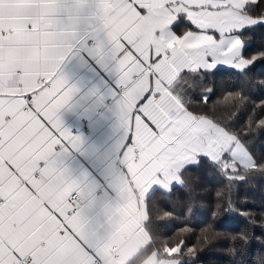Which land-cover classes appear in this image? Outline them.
Masks as SVG:
<instances>
[{"label": "crops", "instance_id": "0c3cea01", "mask_svg": "<svg viewBox=\"0 0 264 264\" xmlns=\"http://www.w3.org/2000/svg\"><path fill=\"white\" fill-rule=\"evenodd\" d=\"M138 2L147 7L146 14L125 0H0V30L4 33L0 35V124H4L0 135L5 140L11 138L0 149V264H24L27 257L33 264H130L151 241L145 225L149 220L147 200L154 191L167 192L180 185L182 171L196 166L198 154H207L214 162L225 154L233 159L243 155L234 135L209 118L194 116L172 91L181 74L212 71L215 62L208 65L197 50L214 43V37L198 34L184 22L171 31L172 39L165 44L162 32L171 20L159 11L161 0ZM189 15L205 16L195 22L225 31L234 24L255 27V19L245 14L242 18L229 17L213 10ZM86 37L95 43H82ZM121 37L132 46L131 51L124 50ZM231 40L217 62L230 60L234 52L240 56L241 43L245 45L240 33H234ZM150 46L157 51L162 47L174 51L171 57L149 67ZM88 49H99L108 57L107 81L102 75L78 69L81 52ZM121 51L123 55L116 60ZM178 53L188 57L189 63L178 59ZM193 59L198 63H191ZM250 62L243 56L237 60L241 66ZM117 67L127 71L120 75ZM150 73L154 77L159 74L152 86L161 95L157 99L150 96L141 106L145 115L154 122L166 117L165 107H161L164 103L184 112L183 122L188 118L203 121L202 137L194 147L185 151L167 147L173 129L153 139L156 134L147 123L139 116L133 121L136 102L149 90ZM61 77H66L70 86L79 83L85 88L79 99L87 108L59 112L72 136L83 138L88 154L85 159L71 148L57 150L54 144H45L47 137L37 135L43 125L32 109L23 110L27 104L24 94L35 93L34 108L39 112L63 86L58 83ZM119 85L130 86L125 89ZM85 112L90 113L91 123L81 119ZM5 115L12 118L5 122ZM209 128L213 136L207 135ZM129 131L132 142L125 147ZM135 149L140 151L138 157ZM5 159L15 172L3 164ZM38 170L42 179H27ZM75 192L85 203L71 216L68 199ZM180 263L176 258H159L152 253L139 264Z\"/></svg>", "mask_w": 264, "mask_h": 264}, {"label": "trees", "instance_id": "16d2710c", "mask_svg": "<svg viewBox=\"0 0 264 264\" xmlns=\"http://www.w3.org/2000/svg\"><path fill=\"white\" fill-rule=\"evenodd\" d=\"M260 11L257 8L254 14ZM240 36L245 45L253 44L243 57L253 61L264 56V39L258 28ZM262 90L264 75L259 72L197 71L179 76L172 91L188 111L227 129L254 163L242 166L225 154L218 162L208 159L199 167L183 170L182 183L170 191H154L147 200L149 220L145 225L151 241L130 264H139L152 253L176 258L180 264H233L238 256H233L232 249L241 252L256 229L264 230V151L258 140L264 131ZM205 97H210L207 104ZM225 215L234 219L220 225ZM249 258L252 264H264V252L259 248Z\"/></svg>", "mask_w": 264, "mask_h": 264}, {"label": "snow or ice", "instance_id": "6c2138e0", "mask_svg": "<svg viewBox=\"0 0 264 264\" xmlns=\"http://www.w3.org/2000/svg\"><path fill=\"white\" fill-rule=\"evenodd\" d=\"M125 2L126 4L131 5V8L136 9L141 14H146L148 11L147 7L138 2V0H125ZM161 3L162 8H160L159 11L163 14V18L171 20V23L167 25L166 30L162 32L165 44L172 39L170 34L171 31L174 30L179 24L186 22L189 28L194 29L198 34L206 36L212 35L214 37V43L204 46L201 50H197L198 52H202V59L208 65H212L215 62V66L212 68L214 73L224 74L235 72L236 75H240L241 71H248L259 72L260 75H264V56H261L260 58H257L243 66L237 64V60H239L248 49L253 47L252 43L247 45L241 43L240 56H236L234 52L230 60L225 58L223 61L217 62L218 57L222 56V54L227 51L228 47L233 42L231 40V36L234 33L251 31L253 28L252 24H243V26H236V24H234L225 31L220 27L202 26L201 24L195 22L197 19H204L205 16L192 17L189 15L191 12H200L206 14V12L215 10L217 12L227 14L229 17L236 15L238 18H242L246 13L249 17L255 19V27L259 29L261 38L264 39V18H258L264 17V7H262L264 6V0H243L242 4L236 3V0H203V2H200V0H196V2H193V0H161ZM257 8H260L261 11L258 14H254V10ZM173 16L175 19H172ZM157 31L160 32L161 30ZM3 34V31L0 30V35ZM120 42L124 44V50H132V46L128 44L127 41L123 39V37L120 38ZM82 43L89 45L91 44V40H88L86 37ZM115 43V41H112V44ZM173 51L174 50L168 49L166 47H162V50L157 51L154 46H150L148 49V66L150 67L158 61L165 59V57H171ZM113 52H115V49H113ZM121 55H123V51L116 54L115 59L118 60L119 56ZM133 55H136L135 51H133ZM81 56L82 59L77 65L81 72H90L94 76L102 75L105 77V81H107V77L110 74V65L107 62L108 57H105L102 51L99 49L96 51L88 49L86 51H82ZM177 58L183 59L185 63H189L188 57H184L182 53H178ZM137 59H141V57L137 55ZM141 63H144V61L141 60ZM191 63H198V59H193ZM225 64L228 66H225ZM115 71L122 75L124 71H127V68L125 67L120 69L117 67ZM184 71H187V69H184ZM158 76V73L155 75V77L150 73L149 90L145 92L144 95L141 96L136 102V106L132 111L133 121L135 120L136 116H139L145 123H147L152 131L156 134L153 139L168 133L169 129H173L168 137L169 143L167 147L178 148L180 151L188 150L190 147H194L202 137V125L204 124L203 121H197L194 118H188L187 122H183L181 121V117L184 116V112L168 108L164 103H162L161 107H165L167 116H162L160 120L154 122L152 119H149L147 115H145L141 107L145 105L150 96L153 97V99L160 97L161 93L155 92L152 86L154 79L158 78ZM55 79L56 77L54 76L53 80ZM58 83L63 86L60 87V90L57 91L50 100H48V102L43 106V108L40 109L39 112H37L32 105L31 97L35 93H25L24 97L27 100V104L23 110L27 111L28 108H31L35 113V116L43 125V127L39 129L37 135L43 133L44 136L47 137V139L44 141L45 144L52 143L55 145L57 150H61L62 148H71L72 150L78 151L81 154V159H85L87 158L88 154L84 149L83 138L80 136L73 137L69 129L63 125L61 119L59 118V112L64 108H70V110L79 108L81 111L87 108L85 101L79 99V97L83 95L85 88L81 87L79 83L77 85L70 86V83L66 77H61ZM50 84L51 81H49L48 84H45V87H48ZM128 86L130 85H119V87H124L125 89ZM38 91H42V89ZM209 99L210 97H205L204 103L207 104ZM54 101L55 104L53 103ZM49 105H52L51 109H49ZM45 109H49V111L44 115H41V113H44ZM11 118L12 117L10 115H5L3 120L7 122ZM81 119H88L89 123H91L92 117L90 116V113L85 112ZM178 121H180V123H178ZM213 123L216 122L213 121ZM173 125H175V128H173ZM3 128L4 124H0V130ZM45 129H47V131H45ZM224 131L226 132L227 129H224ZM49 133H51V135H49ZM207 135L213 136V130L211 128L208 129ZM131 136L132 133L129 131L128 138L125 140V147L132 142ZM10 139L11 138H9V140ZM9 140H5L4 137L0 135V149L4 148L9 143ZM258 140L261 142V150L264 151V131L260 132ZM56 141H59V143H56ZM61 155H63V153H61ZM58 159L60 158L58 157ZM207 161V154H198L196 166L199 167L201 164ZM3 164L7 165L11 171L15 172L13 165L10 164L8 160L5 159ZM69 199L71 200L72 197H69ZM2 202L3 198H0V203ZM56 215L63 222L62 218L59 217V214ZM233 219L234 217L225 215L220 221V225H225ZM255 248H259L261 252H264V230L256 229L253 232L251 239L245 241L241 252L237 253L235 249H232L233 256H238V259H234L233 264H252V261L249 257L250 253Z\"/></svg>", "mask_w": 264, "mask_h": 264}, {"label": "built area", "instance_id": "2783aa9c", "mask_svg": "<svg viewBox=\"0 0 264 264\" xmlns=\"http://www.w3.org/2000/svg\"><path fill=\"white\" fill-rule=\"evenodd\" d=\"M95 42L94 41H91V45H93ZM44 81H42L43 83ZM26 100V99H25ZM31 100H32V105L34 107V102H33V98L31 97ZM26 103H27V100H26ZM28 109H31V108H28ZM77 131L74 130V134H76ZM135 153V157H138L140 151L139 149H135L134 151ZM122 167V163L121 162H118V168H121ZM35 178H39V179H42L43 178V174H42V171L39 170L35 175H34ZM75 194V195H73ZM70 195V197H72V199H68L70 205H71V211H70V215H75L79 212L80 208L83 206L84 204V200L82 199V197L77 193H73ZM24 263L26 264H33V260L31 258H26L24 260ZM95 264H99V261H96Z\"/></svg>", "mask_w": 264, "mask_h": 264}, {"label": "rangeland", "instance_id": "374dc122", "mask_svg": "<svg viewBox=\"0 0 264 264\" xmlns=\"http://www.w3.org/2000/svg\"><path fill=\"white\" fill-rule=\"evenodd\" d=\"M243 151V155L241 157L234 156V159L239 161L242 166H252L254 160L252 159L250 153L245 149V147L241 144L239 147ZM177 249L173 250L172 253H175Z\"/></svg>", "mask_w": 264, "mask_h": 264}, {"label": "bare ground", "instance_id": "6f19581e", "mask_svg": "<svg viewBox=\"0 0 264 264\" xmlns=\"http://www.w3.org/2000/svg\"><path fill=\"white\" fill-rule=\"evenodd\" d=\"M27 110H29V109H27ZM38 171H39V170H38ZM36 173H37V172H36ZM36 173H35V174H36ZM35 174H34V175H35ZM34 175H33V176H27V179L35 178ZM36 179H39V178H36ZM77 193H78V192H77ZM78 194H79V193H78ZM79 195H80V194H79ZM84 203H85V202H84ZM1 204H3V202L0 203V205H1ZM83 205H84V204H83ZM27 258H28V257H27ZM24 264H26V263H24Z\"/></svg>", "mask_w": 264, "mask_h": 264}]
</instances>
